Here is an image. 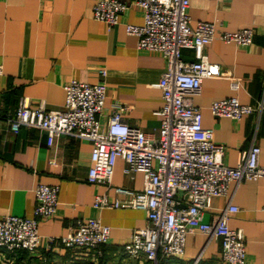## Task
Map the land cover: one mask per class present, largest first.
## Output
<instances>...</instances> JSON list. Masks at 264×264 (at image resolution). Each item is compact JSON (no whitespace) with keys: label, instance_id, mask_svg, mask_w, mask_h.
Segmentation results:
<instances>
[{"label":"crops","instance_id":"crops-1","mask_svg":"<svg viewBox=\"0 0 264 264\" xmlns=\"http://www.w3.org/2000/svg\"><path fill=\"white\" fill-rule=\"evenodd\" d=\"M97 0H0V218L32 217L38 184L58 187V204L52 218L41 219L40 248L34 254L19 250L11 255L0 248V264H151L127 260L122 245L135 229L147 226L146 214L136 208L94 207L98 195L118 197L112 188L90 183L89 141L59 135L51 145L45 132L36 128L11 129L20 100L29 98L35 107L62 108L64 86L71 80L104 82L107 87L106 124L114 105L124 106L123 118L132 127L157 135L163 106L157 86L166 65L154 51L139 49L138 38L128 34V24L144 21L141 7L131 4L110 27L94 17ZM190 25L214 23L216 31L250 27L252 44L241 46L213 39L203 48L209 61L239 79L233 88L227 78H206L193 103L203 115V126L213 129L214 139L225 146L223 162L236 166L239 154L252 144L260 147L264 167V0H191ZM185 60H194L192 49H183ZM105 70V75L101 71ZM236 97L253 112L239 121L215 117V100ZM126 164L118 159L114 185L135 190L143 187V175L124 174ZM228 205L238 211L228 219L232 229L245 238L246 260L264 264V178L231 182L227 194L214 197L204 212L205 222H215ZM97 218L110 227L109 242L99 259L73 258L62 246L46 249L48 237L68 235L78 219ZM221 244L210 234H188L180 257L160 258L159 264H219Z\"/></svg>","mask_w":264,"mask_h":264},{"label":"built area","instance_id":"built-area-1","mask_svg":"<svg viewBox=\"0 0 264 264\" xmlns=\"http://www.w3.org/2000/svg\"><path fill=\"white\" fill-rule=\"evenodd\" d=\"M190 1L97 0L93 7L94 17L110 27L118 23L131 4L142 8L143 23L128 24L126 31L137 36L139 49L158 52L166 61L157 83L163 101L157 135L130 126L123 118L125 108L120 104L114 105L104 124L100 120L107 111L104 82L71 80L64 86L65 103L58 109H48L44 104L33 107L29 98H23L8 121L14 132L21 127L45 132L49 145L59 135L91 142L88 181L112 188L118 195L115 199L98 195L94 207H130L146 214L147 226L133 230L122 245L127 260L159 264L160 258L180 257L187 235L202 232L219 239V264H251L246 260L242 231L228 225L238 207L228 205L212 223L205 222L203 215L214 197L227 194L231 182L264 178V167L259 163L260 147L252 144L239 154L236 166L226 165L222 160L225 146L215 141L213 129L203 126L202 112L194 105L193 97L199 94L206 78H227L233 88L238 87L239 79L209 61L203 48L215 38L248 46L253 42L254 31L246 27L218 33L214 23L206 21L192 27ZM183 49L194 50L195 59L185 60ZM2 72L0 65V75ZM105 73L101 71V75ZM210 112L215 117L239 121L251 114L253 107L230 97L213 101ZM118 159L124 160V174L129 178L135 173L143 175L142 189L113 184ZM57 204L58 187L38 184L32 217L0 218V248L11 255L19 250L30 254L39 251V222L52 218ZM109 238L110 227L99 219H78L68 235L48 237L46 249L62 246L73 258L97 260Z\"/></svg>","mask_w":264,"mask_h":264}]
</instances>
